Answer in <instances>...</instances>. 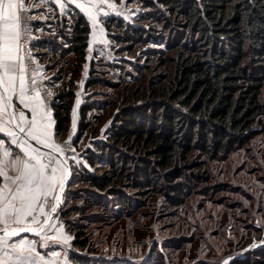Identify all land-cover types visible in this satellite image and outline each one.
<instances>
[{
	"label": "trees",
	"instance_id": "trees-1",
	"mask_svg": "<svg viewBox=\"0 0 264 264\" xmlns=\"http://www.w3.org/2000/svg\"><path fill=\"white\" fill-rule=\"evenodd\" d=\"M141 2L144 12L135 23L117 16L106 22L108 29L118 30L114 38L128 52L141 53L138 75L129 80L138 85L123 98L106 139L88 148L86 159L93 170L79 171V180L96 200L104 198L121 208L136 207L134 200L152 194L161 195L175 209L194 204L189 209L199 219L201 209L207 211L212 204L235 207L239 200L232 204L216 198L222 183L211 181L216 168L218 175L226 176L224 163L232 162L235 152L264 132V0ZM66 15L55 34L42 37L37 45L84 59L90 21L76 6ZM97 81L90 78L87 86ZM75 97L69 86L52 102L58 136L69 130ZM93 107L89 101L80 107L78 138L91 125L86 119ZM73 176L72 168L70 185ZM130 190L143 197L132 196ZM173 211L167 216L173 217ZM61 215L69 229L66 209ZM73 243L92 252L85 230L75 232ZM252 254L264 264V250ZM73 256L77 264H105L104 258L78 252Z\"/></svg>",
	"mask_w": 264,
	"mask_h": 264
},
{
	"label": "rangeland",
	"instance_id": "rangeland-1",
	"mask_svg": "<svg viewBox=\"0 0 264 264\" xmlns=\"http://www.w3.org/2000/svg\"><path fill=\"white\" fill-rule=\"evenodd\" d=\"M19 3L20 0H17V4ZM23 3L27 11L21 9L20 14L18 8L17 15L20 17V26H26L32 41L26 49L23 41L21 42L20 33L19 47L15 53V83L10 95L18 108L24 128H31L34 116L40 125H47L50 133L48 138L66 155L74 172L71 185L64 192L63 205L51 225L39 235H26L37 239L39 249L46 255L44 264H53L47 259L50 254L56 258L57 264H77L74 252L91 259L104 258L105 264H200L202 261L203 264H248L249 260L258 264L252 252L264 250V132L249 141L247 147L235 152L232 162L224 163V166H228L225 170L227 177L218 175L216 168V178L211 183L222 185L215 196L232 204L239 200L240 204L235 207L227 206L226 202L220 205L209 202L206 204H212L213 208L207 211L202 208V219H199L194 210L189 209L194 204L179 205L175 209L157 194L139 201L134 200V204L138 202L136 207H116L115 203L108 202L103 197L102 201L96 200L88 185L79 180L78 172L84 168L93 170L86 159V152L88 148H96L98 141L106 139L119 106L123 104V98L132 95V91L136 89L138 83L129 80L138 75L136 67L141 54L139 51L128 52L123 43H118L114 38L118 30L115 27L108 29L106 22L117 16L125 22L135 23L144 12L142 2L84 1L80 10L86 14L92 27L84 59L77 58L72 53H63L62 49L53 53L48 48L37 45L42 37L55 34L57 27L63 24L62 16L74 5L67 1L62 6L51 1L35 3L34 0H23ZM58 40L63 39L60 37ZM140 62H143V58ZM21 67L24 69L27 89L26 100L22 104L19 99ZM93 77H97L100 82L87 86L88 80ZM109 81L118 85H110ZM126 83L129 85L125 87ZM69 86L76 92L70 127L65 135L58 136L55 133L52 102L60 90ZM36 91L40 93L39 100L35 99ZM49 92L51 95H48ZM2 98V106L9 117L7 103L4 96ZM87 101L94 106L88 111L86 119L91 125L78 138L80 107ZM33 108H36L35 113ZM12 128L14 129L13 122ZM9 138L17 140L16 144L8 141L14 152L25 144L38 149L40 154L59 160L20 136ZM236 170L239 173L234 175ZM130 191L132 196L143 197ZM55 195L56 193L48 195L46 200L41 198L37 202L29 217L30 224L38 225L47 217ZM40 204H43V212L40 211ZM64 209L71 224L69 229L66 219L61 215ZM129 209L132 210L131 215L125 217L124 213ZM169 210H174L176 214L173 217L167 216ZM205 212L206 217L203 216ZM82 223L85 226L79 228L78 224ZM58 227L61 228L63 237L55 236ZM78 229L85 230L92 252L74 245ZM51 230L53 232L50 233ZM67 237L70 239L65 242Z\"/></svg>",
	"mask_w": 264,
	"mask_h": 264
},
{
	"label": "snow or ice",
	"instance_id": "snow-or-ice-1",
	"mask_svg": "<svg viewBox=\"0 0 264 264\" xmlns=\"http://www.w3.org/2000/svg\"><path fill=\"white\" fill-rule=\"evenodd\" d=\"M95 6V5H94ZM114 7V5H111ZM17 8L24 9L23 0H20V3L17 4L16 0H0V41L3 43L0 44V70H2V76H0V83L4 82V77H7L8 87H14L15 83V72L17 69V57H16V49L14 45L19 40L20 32V17L17 15ZM107 15V13H104ZM93 23L95 24L96 19L95 16L92 17ZM23 67L20 68V96L21 102H24V98L27 92L24 82L23 75ZM33 85H35V81H33ZM7 90V89H6ZM51 95V92L48 93ZM35 99H40L39 91H36ZM27 107L28 105L25 104ZM33 112H36V108H33ZM21 118H23V113H21ZM19 127V125H17ZM47 125H40L37 121L36 117H33L31 122V128L29 129L28 134L31 139L37 140L38 142L47 144V139L50 133L47 131ZM6 131V129L0 128V132ZM21 132H24V128H20ZM9 136L15 137L16 133L8 132ZM3 142L0 141V144ZM17 140L13 138L11 140V144H16ZM59 149V146H56ZM25 151H28L25 149ZM35 155L31 156V159L35 161V163H29V161L16 159L12 161V166L17 169L20 173L14 179L12 177H7L6 173L0 172V175L6 176L7 179L12 180L14 184H17L15 192L12 194L13 200H19L20 207L16 208L11 203L7 205L4 209H0V216H8L9 209H11V213H15L19 216L20 213H24V215H31V213L35 210L37 202L41 200V198L47 199L48 195L53 191L52 185L57 180L56 173L58 171L57 167H52L51 176L45 175L46 170L49 168L51 164V158L49 159V164L41 163V156L39 154L38 149L32 150ZM5 156H8L9 153L5 151ZM22 183H17L21 182ZM60 188L63 190V178L60 180ZM7 188V185H5ZM11 191V189H9ZM59 200V197H56ZM43 204H40V211L43 212ZM55 207H52V211L55 212ZM28 229H21V231ZM16 234L15 230L12 233ZM70 239V237L65 238V242Z\"/></svg>",
	"mask_w": 264,
	"mask_h": 264
},
{
	"label": "crops",
	"instance_id": "crops-1",
	"mask_svg": "<svg viewBox=\"0 0 264 264\" xmlns=\"http://www.w3.org/2000/svg\"><path fill=\"white\" fill-rule=\"evenodd\" d=\"M36 2L41 3H50L54 2L58 6H62L64 2H69L70 4L82 9L83 2H87L88 0H34ZM17 2V0H16ZM18 13V8H17ZM3 42L0 41V44ZM19 47V40L14 45V48L17 50ZM5 78V82L7 83V78ZM8 87V83L6 84ZM9 93L12 91V87H8ZM2 94L0 92V128L6 129V131L0 132V141L3 143L0 144V172L6 173L7 177H12L13 179L19 175L20 173L16 168L12 166V161L16 159L26 160L29 163H35L34 160L31 159L32 155L35 153L32 152L34 148L31 146H27L22 144L17 152H14L12 146L8 144V141H11L7 131L12 130V122L11 118L9 119L8 115L5 112L4 107L2 106ZM20 103L21 102V98ZM26 100V97L24 98ZM26 104H28L26 102ZM24 108V106H22ZM19 115V114H18ZM27 149L28 151H25ZM7 151L9 153L8 156H5L4 153ZM16 153V154H14ZM40 154V153H39ZM41 163L49 164V159L51 157L40 154ZM57 167L58 171L56 173L57 180L52 185L53 191L49 194H55L59 188L61 178L64 179L65 176V168L60 160H54L51 158V164L49 168L46 170L45 175L51 176V168ZM17 183H22L17 182ZM7 185V188H5ZM17 184H14L12 180L7 179L6 176L0 175V209H4L10 203L14 205L16 208L20 207L19 200H13L12 194L15 192ZM11 189V191H9ZM33 213V212H32ZM31 213V214H32ZM30 215H24V213H20L19 216L15 213H11V209H9L8 216H0V229L5 227H13V226H30L34 224H30L29 221ZM42 222V221H41ZM40 222V223H41ZM39 223V224H40ZM36 225V224H35ZM34 225V226H35ZM57 235L62 236L63 233L60 227L57 228ZM53 230L50 231V233ZM55 250V249H54ZM56 254V252H54ZM53 254L47 255V259L53 264H57L56 258L52 257ZM46 255L39 249L38 241L36 238H31L29 236H17V237H4L0 236V264H44V260Z\"/></svg>",
	"mask_w": 264,
	"mask_h": 264
},
{
	"label": "water",
	"instance_id": "water-1",
	"mask_svg": "<svg viewBox=\"0 0 264 264\" xmlns=\"http://www.w3.org/2000/svg\"><path fill=\"white\" fill-rule=\"evenodd\" d=\"M2 70H0V76H2ZM0 89L1 92L4 96V99L7 103L9 114L11 117V120L14 124V129L7 131L8 132H14L16 133V136L24 137L27 141L35 145L36 147L47 151L54 156H56L64 165L65 168V176L63 179V190H61L60 186L56 192V195L54 197V202L53 205L50 208V211L47 215V217L38 225L35 226H13V227H5L0 229V236L4 237H17V236H35L41 234L48 226L51 225L53 222L56 214L59 212V209L63 205V197H64V192L70 185V181L72 178V164L71 162L67 159L66 155L57 149V147H54L52 145H48L45 143L38 142L37 140L31 139L30 135L28 134L26 128H24L22 122L20 121L19 115H18V108L14 105V100L11 97L8 87L6 85L5 79L3 83H0ZM7 89V90H6ZM19 125V127H17ZM24 128V132L20 131V128ZM56 197H59V200L56 199ZM52 207H55V212L52 211ZM21 229H28L21 231ZM15 230L16 234L13 235V231Z\"/></svg>",
	"mask_w": 264,
	"mask_h": 264
},
{
	"label": "built area",
	"instance_id": "built-area-1",
	"mask_svg": "<svg viewBox=\"0 0 264 264\" xmlns=\"http://www.w3.org/2000/svg\"><path fill=\"white\" fill-rule=\"evenodd\" d=\"M22 13V10L20 9V14ZM20 39L21 42L23 41L25 48L27 49L28 46H30V42L32 41V36L29 35L28 29H26V26L24 24H21L20 26Z\"/></svg>",
	"mask_w": 264,
	"mask_h": 264
},
{
	"label": "bare ground",
	"instance_id": "bare-ground-1",
	"mask_svg": "<svg viewBox=\"0 0 264 264\" xmlns=\"http://www.w3.org/2000/svg\"><path fill=\"white\" fill-rule=\"evenodd\" d=\"M26 130H27V132H29V129H26ZM22 138L25 139L24 137H22ZM25 140H26V139H25ZM47 144L56 147V146L54 145V143L52 142V140H50L49 138L47 139ZM30 226H32V225H30ZM33 226H34V225H33Z\"/></svg>",
	"mask_w": 264,
	"mask_h": 264
}]
</instances>
